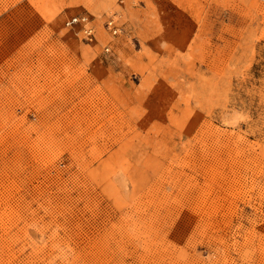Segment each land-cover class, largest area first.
Here are the masks:
<instances>
[{"label":"rangeland","instance_id":"rangeland-1","mask_svg":"<svg viewBox=\"0 0 264 264\" xmlns=\"http://www.w3.org/2000/svg\"><path fill=\"white\" fill-rule=\"evenodd\" d=\"M0 264H264V0H0Z\"/></svg>","mask_w":264,"mask_h":264},{"label":"built area","instance_id":"built-area-1","mask_svg":"<svg viewBox=\"0 0 264 264\" xmlns=\"http://www.w3.org/2000/svg\"><path fill=\"white\" fill-rule=\"evenodd\" d=\"M143 1V0H137ZM92 20L86 12H76L67 16L64 20V23L67 26L75 27L77 26L81 36L86 40H92L95 33V26L91 23ZM107 27L112 33H116L120 30L119 26L112 23V20L107 22Z\"/></svg>","mask_w":264,"mask_h":264},{"label":"bare ground","instance_id":"bare-ground-1","mask_svg":"<svg viewBox=\"0 0 264 264\" xmlns=\"http://www.w3.org/2000/svg\"><path fill=\"white\" fill-rule=\"evenodd\" d=\"M134 1H136V2H140V1H137V0H134ZM144 1V0H143ZM142 2V1H141ZM109 20H112V23H114V24H116V25H118L119 26V28H120V25L118 24V21L115 19V18H110ZM108 20V21H109ZM107 21V22H108ZM91 23H93V21L91 22ZM63 24H64V26L66 27V28H73V29H77L78 30V28H77V26H75V27H70V26H67L64 22H63ZM94 24V23H93ZM95 26V25H94ZM107 29H108V27H107ZM109 30V29H108ZM110 31V30H109ZM78 32H79V30H78ZM111 32V31H110ZM95 38V33H94V37L92 38V39H94ZM86 40V39H85ZM90 41V40H89Z\"/></svg>","mask_w":264,"mask_h":264}]
</instances>
